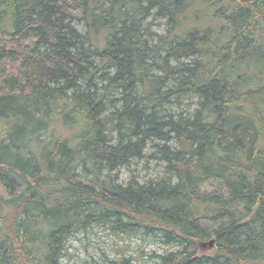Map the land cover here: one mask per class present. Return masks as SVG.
<instances>
[{
    "label": "trees",
    "instance_id": "1",
    "mask_svg": "<svg viewBox=\"0 0 264 264\" xmlns=\"http://www.w3.org/2000/svg\"><path fill=\"white\" fill-rule=\"evenodd\" d=\"M0 264H264V0H0Z\"/></svg>",
    "mask_w": 264,
    "mask_h": 264
},
{
    "label": "rangeland",
    "instance_id": "2",
    "mask_svg": "<svg viewBox=\"0 0 264 264\" xmlns=\"http://www.w3.org/2000/svg\"><path fill=\"white\" fill-rule=\"evenodd\" d=\"M156 24H161V21L158 20ZM130 168L132 169L131 171L125 168L118 172L122 179L126 178L129 173L131 174L133 170H136L135 173L143 176L150 175L152 173L154 174L163 170L161 164H159L156 160L147 158L139 161V163L133 164ZM129 241L133 242L132 246L134 247L138 244V242H134L132 240ZM116 243H126V240L123 241L119 237L97 228L92 233L81 234L71 240L69 258L74 263L92 261L93 258L103 259L105 255H110L114 252ZM197 243L199 245L200 254L210 253L214 248L213 240H197ZM128 244L129 242H127V245Z\"/></svg>",
    "mask_w": 264,
    "mask_h": 264
}]
</instances>
